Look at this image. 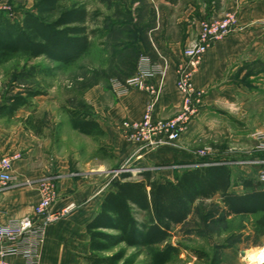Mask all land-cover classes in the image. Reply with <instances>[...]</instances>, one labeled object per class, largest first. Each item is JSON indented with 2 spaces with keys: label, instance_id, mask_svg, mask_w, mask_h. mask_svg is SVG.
<instances>
[{
  "label": "crops",
  "instance_id": "0c3cea01",
  "mask_svg": "<svg viewBox=\"0 0 264 264\" xmlns=\"http://www.w3.org/2000/svg\"><path fill=\"white\" fill-rule=\"evenodd\" d=\"M128 1L134 6L127 8V79L143 72L147 83L159 88L155 105L158 118H172L182 107L177 67L185 60L184 49L198 37L199 22L229 11L237 12V22L229 36L214 42L204 54L194 75L195 87L203 91L202 104L175 145L136 152L137 145L120 131L124 120L143 117L151 100L149 92L131 88L120 96L111 87L102 101L101 91L92 89V116L104 129L105 142L115 156L121 161L132 158L137 166L155 167L161 178L174 179L177 171L199 164L201 160L195 155L199 145L219 137L233 142L236 151L223 148L214 158L236 161L251 154L264 160V152L257 149L260 141L252 137L255 131L264 130V0ZM166 63L163 76L159 67ZM22 111L25 109L12 117L0 116V157L22 154L14 162L15 183L0 193V222L8 224L34 215L40 200L38 182L47 177L56 180L58 191L52 211L71 204L75 208L56 222L44 223L37 218L42 233L21 239L7 259L14 264H87L90 246L86 227L112 189V181L103 185L94 176L68 173L63 162L55 168L49 150L35 132L20 120L15 125L6 124L19 119ZM261 167L232 165L235 172L246 176L251 170L258 173ZM233 189L244 192L241 185Z\"/></svg>",
  "mask_w": 264,
  "mask_h": 264
},
{
  "label": "trees",
  "instance_id": "16d2710c",
  "mask_svg": "<svg viewBox=\"0 0 264 264\" xmlns=\"http://www.w3.org/2000/svg\"><path fill=\"white\" fill-rule=\"evenodd\" d=\"M90 22L96 26L92 27ZM97 25L98 13L91 12L87 2L79 0H34L32 9L26 10L20 20L0 11V65L25 57L45 58L57 64V68L72 66L90 52L100 32ZM39 94L30 91L27 95L11 96L0 105V116L12 117L19 109L30 107L31 98ZM69 112L73 128L80 133L105 134L92 114ZM24 122L27 128L41 134L40 119L31 116ZM207 160L201 159L199 165L177 171L174 179L161 178L152 169L138 172V179L131 172L113 179L112 189L86 227L90 246L85 257L87 264L131 263L127 255L133 248H152L151 264L174 261L185 249L181 241H172L174 231L189 223L199 201L216 196L221 198L219 210L225 217L261 215L257 232L264 236V184L244 173L236 175L228 163L200 164ZM238 185L243 187V193L233 189ZM219 255L218 252L215 255L217 260Z\"/></svg>",
  "mask_w": 264,
  "mask_h": 264
},
{
  "label": "rangeland",
  "instance_id": "374dc122",
  "mask_svg": "<svg viewBox=\"0 0 264 264\" xmlns=\"http://www.w3.org/2000/svg\"><path fill=\"white\" fill-rule=\"evenodd\" d=\"M79 1L87 2L90 11H96L99 16L97 26L100 32L94 38L90 52L65 68H57V64L45 58L30 60L25 57L0 65V105L13 95H27L30 91L40 93L31 98L32 105L24 108L19 119H11L6 124L15 125L20 120L27 128L26 118L34 116L40 119L43 122L41 134L32 131L46 145L55 168L63 162L68 173L94 176L103 185L123 172H131L133 178L138 179V169L142 167L137 166L132 158L127 161L118 159L103 136H88L74 129L69 112L75 110L92 114L93 88L101 91L104 101V94L111 89L113 79L127 80L125 10L134 5L128 0ZM33 4L34 0H0V11L20 20ZM90 25L96 26L94 22ZM223 148H227L228 152L236 151L233 142L219 137L199 145L196 151L210 149L216 154ZM148 169L155 170V167ZM239 173L236 172V175ZM246 177L259 181L255 170H251ZM219 206H222L220 196L197 203L189 223L178 227L172 238L174 243L181 241L185 249L168 264H248L239 254L240 250H264V236L257 232V221L261 215L225 217ZM210 213H215V216ZM139 217L142 218L141 215ZM199 252L204 254L202 258ZM217 252L220 253V260L215 257ZM152 253V248L129 249L127 257L132 262L127 264H151Z\"/></svg>",
  "mask_w": 264,
  "mask_h": 264
},
{
  "label": "built area",
  "instance_id": "2783aa9c",
  "mask_svg": "<svg viewBox=\"0 0 264 264\" xmlns=\"http://www.w3.org/2000/svg\"><path fill=\"white\" fill-rule=\"evenodd\" d=\"M236 22V11H229L222 17L203 19L199 22L198 37L185 48V60L177 67V88L183 96V102L175 117H155V105L160 90L153 84L147 83L143 72L125 81L117 78L112 80V87L120 96L126 95L131 88L142 89L151 94V100L140 120L126 119L119 125L124 137L137 145L136 152L175 145L188 129L190 122L198 114L199 106L203 100V91L195 87L194 75L198 72L207 50L214 42L229 36L234 31ZM166 64L159 67L163 76L166 74ZM252 137L260 141L257 149L264 152V130L255 131ZM195 155L200 160L208 159L206 162L200 163L205 165L219 162L228 163L231 166H262L258 172V179L264 184V160L260 157L250 154L236 161L227 158L216 159L210 149L198 150ZM21 157L20 152L0 157V193L9 189L15 183L14 162ZM146 169L148 167L139 168L138 172ZM55 181L54 178L47 177L38 182L40 200L34 207V215L13 220L8 224L0 222V264H14L7 259V256L15 253L13 246L21 239L32 236L39 237L42 230L41 226L37 224V218H41L44 223H52L67 217L74 210L75 205L71 204L64 209L52 211V206L58 197ZM242 258L246 261L245 256H242Z\"/></svg>",
  "mask_w": 264,
  "mask_h": 264
},
{
  "label": "bare ground",
  "instance_id": "6f19581e",
  "mask_svg": "<svg viewBox=\"0 0 264 264\" xmlns=\"http://www.w3.org/2000/svg\"><path fill=\"white\" fill-rule=\"evenodd\" d=\"M255 249V248H253ZM249 249L246 251L245 259L248 264H262L264 263V250H253ZM253 250L251 252H248Z\"/></svg>",
  "mask_w": 264,
  "mask_h": 264
},
{
  "label": "water",
  "instance_id": "95a60500",
  "mask_svg": "<svg viewBox=\"0 0 264 264\" xmlns=\"http://www.w3.org/2000/svg\"><path fill=\"white\" fill-rule=\"evenodd\" d=\"M246 251H247V250H245V249L241 250V255H242V256H245Z\"/></svg>",
  "mask_w": 264,
  "mask_h": 264
}]
</instances>
